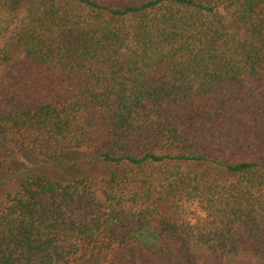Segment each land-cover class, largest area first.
Instances as JSON below:
<instances>
[{
  "label": "trees",
  "instance_id": "trees-1",
  "mask_svg": "<svg viewBox=\"0 0 264 264\" xmlns=\"http://www.w3.org/2000/svg\"><path fill=\"white\" fill-rule=\"evenodd\" d=\"M0 264H264V0H0ZM219 168L230 175L218 180Z\"/></svg>",
  "mask_w": 264,
  "mask_h": 264
},
{
  "label": "rangeland",
  "instance_id": "rangeland-1",
  "mask_svg": "<svg viewBox=\"0 0 264 264\" xmlns=\"http://www.w3.org/2000/svg\"><path fill=\"white\" fill-rule=\"evenodd\" d=\"M216 179L229 181L230 175L219 168L209 169ZM117 172L114 167L100 161L93 164L82 154H70L64 159L48 160L33 153H24L17 157L11 166V171L0 170V207L7 195L16 193L22 180L33 173L43 174L52 179L68 181L70 179L89 178L104 184L109 176ZM93 264H113L109 258L99 257Z\"/></svg>",
  "mask_w": 264,
  "mask_h": 264
}]
</instances>
